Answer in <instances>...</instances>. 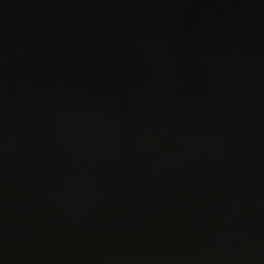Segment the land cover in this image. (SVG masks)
<instances>
[{
    "label": "water",
    "instance_id": "obj_1",
    "mask_svg": "<svg viewBox=\"0 0 264 264\" xmlns=\"http://www.w3.org/2000/svg\"><path fill=\"white\" fill-rule=\"evenodd\" d=\"M0 264H264V0H0Z\"/></svg>",
    "mask_w": 264,
    "mask_h": 264
}]
</instances>
